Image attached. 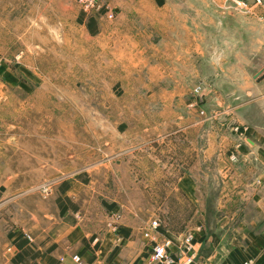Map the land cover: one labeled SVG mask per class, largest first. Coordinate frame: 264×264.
Wrapping results in <instances>:
<instances>
[{
    "label": "crops",
    "instance_id": "obj_1",
    "mask_svg": "<svg viewBox=\"0 0 264 264\" xmlns=\"http://www.w3.org/2000/svg\"><path fill=\"white\" fill-rule=\"evenodd\" d=\"M259 1H103L114 17H99L97 36L90 38L95 49L86 52L97 57L98 85L91 89L128 97L121 105L130 110L128 121L113 124L112 160L132 175L128 185L115 187L129 197L112 208L121 213L114 218L117 230L106 228L103 216L97 222L84 210L78 216L81 207L73 201L75 214L62 230L18 239L14 264H151L152 240L164 238L181 261L186 233L193 236L191 264H239L250 257L258 264L264 254ZM4 21L8 34L22 31L19 6L9 7ZM196 88L203 97L194 102ZM154 216L161 224L186 221L188 231L162 225L148 239L144 231Z\"/></svg>",
    "mask_w": 264,
    "mask_h": 264
},
{
    "label": "rangeland",
    "instance_id": "obj_2",
    "mask_svg": "<svg viewBox=\"0 0 264 264\" xmlns=\"http://www.w3.org/2000/svg\"><path fill=\"white\" fill-rule=\"evenodd\" d=\"M103 1L84 12L77 0H0V264H14L16 241L23 235L62 230L75 214L73 201L81 207L78 216L84 210L95 222L109 219L106 228H118L114 218L121 213L112 208L127 201L129 191L115 187L128 185L132 175L127 165H113V124L128 121L130 110L121 106L128 97L115 98V89H91L98 85L97 57L86 52L95 49L90 38L97 36L99 17L113 20ZM16 6L23 30L8 34L4 20ZM89 18L93 35L86 27ZM198 94L203 97L200 89ZM63 185L66 193L60 191ZM58 201L67 210L64 216ZM152 220L188 231L186 221ZM159 227L146 228V238Z\"/></svg>",
    "mask_w": 264,
    "mask_h": 264
},
{
    "label": "built area",
    "instance_id": "obj_3",
    "mask_svg": "<svg viewBox=\"0 0 264 264\" xmlns=\"http://www.w3.org/2000/svg\"><path fill=\"white\" fill-rule=\"evenodd\" d=\"M77 2L84 12L98 8L100 4V0H77ZM255 3L259 4L260 1L255 0ZM235 6L239 8H244L243 3H235ZM110 17L111 15H108V18ZM193 93L195 95L194 102H196L199 98L198 96L199 88L194 89ZM158 227H159L158 222L156 220H152L150 222L148 230L150 231L153 229H157ZM149 231H144L145 237H147V235L149 234ZM192 241H193V236L191 234L185 235L183 239V243H182V250L185 253L191 249ZM169 246H170V241L165 238L160 241L152 240L151 251L149 254V262L152 264H191L192 262L191 256H188L187 258H185V260H181V261L173 259L172 256L169 255V252H168ZM72 259L76 263L80 262V258L78 256H74L72 257ZM239 264H256V261L254 258L250 257V258H246L244 261H242Z\"/></svg>",
    "mask_w": 264,
    "mask_h": 264
},
{
    "label": "trees",
    "instance_id": "obj_4",
    "mask_svg": "<svg viewBox=\"0 0 264 264\" xmlns=\"http://www.w3.org/2000/svg\"><path fill=\"white\" fill-rule=\"evenodd\" d=\"M82 18H83V15L81 14L77 21L78 23H82ZM86 27L88 28V32L90 34H95V30H94V27H93V20L91 18L88 19L87 23H86ZM68 189V187L66 185H63L60 189L61 193H64L66 190ZM58 207H59V212H60V215H63L64 212H65V208L63 207V205L61 204L60 201H58ZM109 208L112 207L111 205L108 206ZM72 210H75V207H72ZM22 245V242L20 241H16V246L20 247ZM258 264H264V254L259 258L258 260Z\"/></svg>",
    "mask_w": 264,
    "mask_h": 264
},
{
    "label": "water",
    "instance_id": "obj_5",
    "mask_svg": "<svg viewBox=\"0 0 264 264\" xmlns=\"http://www.w3.org/2000/svg\"><path fill=\"white\" fill-rule=\"evenodd\" d=\"M201 100V97H199V101Z\"/></svg>",
    "mask_w": 264,
    "mask_h": 264
}]
</instances>
